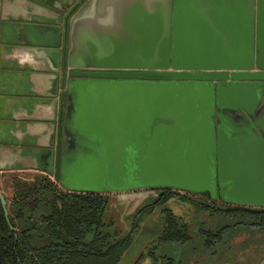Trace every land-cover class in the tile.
I'll use <instances>...</instances> for the list:
<instances>
[{"label":"water","instance_id":"1","mask_svg":"<svg viewBox=\"0 0 264 264\" xmlns=\"http://www.w3.org/2000/svg\"><path fill=\"white\" fill-rule=\"evenodd\" d=\"M245 2L241 11L238 0H132L131 35L114 37L77 12L63 52L61 26L36 24L54 39L41 43L45 56L63 65L55 180L80 192L171 187L264 208V45L257 54V0ZM0 200L11 223L1 189Z\"/></svg>","mask_w":264,"mask_h":264},{"label":"trees","instance_id":"2","mask_svg":"<svg viewBox=\"0 0 264 264\" xmlns=\"http://www.w3.org/2000/svg\"><path fill=\"white\" fill-rule=\"evenodd\" d=\"M175 194L180 195L165 190L142 204L132 214L131 228L125 231L108 214V193L67 190L47 175L29 180L14 178L12 195L4 193L11 223L0 200V264H120L132 247L144 216L155 212L157 205L162 207L164 218V225L159 226V240L186 243L192 237L190 225L168 206ZM180 196L183 201H194L189 194ZM196 205L210 214L239 219L235 225L264 231V208L220 205L210 200H199ZM229 228L230 225L201 228L200 232L206 246L212 247ZM154 254L152 249L139 258L149 256L157 262Z\"/></svg>","mask_w":264,"mask_h":264},{"label":"crops","instance_id":"3","mask_svg":"<svg viewBox=\"0 0 264 264\" xmlns=\"http://www.w3.org/2000/svg\"><path fill=\"white\" fill-rule=\"evenodd\" d=\"M92 1L80 0L78 12L94 19L104 36L131 35L125 17L132 0H99L95 8ZM238 1L243 11L246 0ZM70 6L71 0H0V187L6 195L1 181L9 176L11 191L14 178H32L21 177L27 171L55 180L56 161L51 152L56 149V129L51 121L59 116L63 68L62 62L58 68L42 49L41 43L54 42L51 34H37L33 29L43 21L59 24L61 35L55 40L62 34L64 38L63 22H55L56 10ZM257 13L259 54L264 45V0H257ZM243 27L241 18L240 43L245 41Z\"/></svg>","mask_w":264,"mask_h":264},{"label":"rangeland","instance_id":"4","mask_svg":"<svg viewBox=\"0 0 264 264\" xmlns=\"http://www.w3.org/2000/svg\"><path fill=\"white\" fill-rule=\"evenodd\" d=\"M23 174V175H21ZM21 177L31 178L35 173L27 171L21 173ZM11 178L3 179L2 186L6 193L11 196L9 186ZM180 195L189 194L192 200L183 201L178 194L173 195L168 206L173 213L182 216L183 220L190 225L191 239L186 243L160 241V225H164L161 208L155 207V212L147 213L135 235L132 247L125 254L120 264H264V231L250 225H235L236 219L230 215L210 214L197 207L199 200L218 204H224L219 198H207L199 193L175 189ZM163 190L156 188H138L121 191H110L111 202L108 209L109 216L115 218L119 227L129 230L133 222L132 214L145 202L160 195ZM198 201H197V200ZM150 200V201H151ZM230 225L221 240L206 246L204 236L200 229H216ZM154 249L157 262L151 257L140 260L139 256L144 253L147 256L149 250Z\"/></svg>","mask_w":264,"mask_h":264},{"label":"flooded vegetation","instance_id":"5","mask_svg":"<svg viewBox=\"0 0 264 264\" xmlns=\"http://www.w3.org/2000/svg\"><path fill=\"white\" fill-rule=\"evenodd\" d=\"M79 2L80 0H71V6L69 9H67L66 7H62L61 9L63 10H59L57 9L56 10V18L57 20H55L56 23H62L64 24V30H65V26L68 25V28H69V31H68V35L66 36L65 38V41L64 38H63V34H62V37L60 39V47H61V51L63 52L64 49L67 47L69 49L70 47V42H71V35H70V29H71V20L73 19V16L79 11V8H80V5H79ZM59 25V24H58ZM65 37V35H64ZM65 43V44H64ZM62 55V53H61ZM62 68H63V65H61ZM83 70H86V71H90V70H95V69H90V68H84ZM86 78V77H85ZM87 79H90L89 77ZM149 79H156V80H166V78H156V77H149ZM219 110L217 109V112ZM221 113H224V114H227L229 119L233 118L235 119L236 121H239V122H243V123H252V118L249 114L243 112V111H240L238 109H222L220 111ZM262 108L261 109H258L257 110V118L260 116V114L262 113ZM216 120H217V115H216ZM255 129L257 131H260L262 132V129L261 127L259 126H254ZM72 137H73V140H72V143H74V141H76L81 135L80 134H77L75 131L71 133ZM55 174V168H54V171H53V176ZM61 177V176H60ZM61 180V179H60ZM58 181V180H57ZM127 181L130 183L131 182V176H129L127 178ZM60 183V181H58ZM61 184V183H60ZM216 184H217V187L219 185L218 181H216ZM156 189H159V190H172V191H175L173 190V188L171 187H158ZM184 190V189H182ZM186 191H189V192H192L191 190H186ZM176 192V191H175ZM110 196L111 194L108 193ZM203 197H207V198H211L209 197V193H207L206 195H201ZM223 203V202H222ZM213 246V245H212ZM159 260V259H158Z\"/></svg>","mask_w":264,"mask_h":264}]
</instances>
